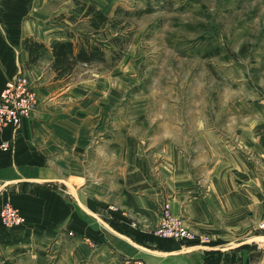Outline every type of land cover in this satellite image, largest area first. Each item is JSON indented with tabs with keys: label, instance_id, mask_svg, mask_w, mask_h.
Instances as JSON below:
<instances>
[{
	"label": "crops",
	"instance_id": "crops-1",
	"mask_svg": "<svg viewBox=\"0 0 264 264\" xmlns=\"http://www.w3.org/2000/svg\"><path fill=\"white\" fill-rule=\"evenodd\" d=\"M81 3L92 2L0 0V91L22 72L37 98L19 128L0 130V144L10 146L0 149V205L24 218L20 227L0 224V264H254L248 242L227 237L220 221L240 202L223 163L201 180L181 150L182 134L144 131L159 120L142 114H106L120 100L117 76L91 79V65H77L56 79L50 51L27 65L25 39L49 48L69 33L89 34ZM165 201L191 231L229 246L154 236Z\"/></svg>",
	"mask_w": 264,
	"mask_h": 264
},
{
	"label": "rangeland",
	"instance_id": "rangeland-1",
	"mask_svg": "<svg viewBox=\"0 0 264 264\" xmlns=\"http://www.w3.org/2000/svg\"><path fill=\"white\" fill-rule=\"evenodd\" d=\"M91 2L114 24L100 41L117 30L126 40L115 64L107 50L106 63L91 65V79L122 82L119 103L106 114H142L159 120L144 131L182 134L181 150L201 180L223 163L240 202L222 226L236 243L248 242L254 264H264V0ZM81 28L91 35L89 21Z\"/></svg>",
	"mask_w": 264,
	"mask_h": 264
},
{
	"label": "built area",
	"instance_id": "built-area-1",
	"mask_svg": "<svg viewBox=\"0 0 264 264\" xmlns=\"http://www.w3.org/2000/svg\"><path fill=\"white\" fill-rule=\"evenodd\" d=\"M36 103L34 88L22 72H17L5 82L0 91V130L7 126L19 128L22 120L30 116ZM0 149L8 151L10 146L2 143ZM23 223V216L11 203L0 205V224L3 228L20 227ZM261 227L264 228V223ZM153 235L180 243L206 244L208 241L207 236L194 233L185 225L181 217L173 214L168 201L161 206L159 223Z\"/></svg>",
	"mask_w": 264,
	"mask_h": 264
},
{
	"label": "trees",
	"instance_id": "trees-1",
	"mask_svg": "<svg viewBox=\"0 0 264 264\" xmlns=\"http://www.w3.org/2000/svg\"><path fill=\"white\" fill-rule=\"evenodd\" d=\"M81 5L84 9L83 17L88 18L91 35L81 34L75 38L73 33H69L71 40L53 42L49 48L39 41L27 38L24 42L25 50L29 55L27 65L34 64L46 51H50L55 78L66 79L71 76L77 65L90 66L106 63L107 50L111 53L110 61L112 64L121 59L126 44V40L121 34L122 31L117 30L116 34L109 40L100 41L98 38L100 33L104 31L107 24H113V22L93 5H85L84 3ZM3 264L13 263L4 261Z\"/></svg>",
	"mask_w": 264,
	"mask_h": 264
}]
</instances>
